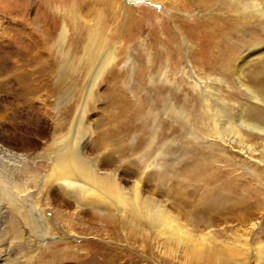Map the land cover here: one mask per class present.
Masks as SVG:
<instances>
[{
  "label": "rangeland",
  "instance_id": "374dc122",
  "mask_svg": "<svg viewBox=\"0 0 264 264\" xmlns=\"http://www.w3.org/2000/svg\"><path fill=\"white\" fill-rule=\"evenodd\" d=\"M255 1L264 12V0ZM234 3L215 0L205 8L199 0H0V146L11 153L0 150V173L8 176L13 164L20 163L16 153L36 158L44 171L27 197L43 209L50 226L48 233L33 232L18 212L11 213L0 200V252L4 254L0 264L12 259L16 264H48L68 243L94 264H107L102 256L107 252L113 255L108 264H240L225 260L234 251L247 258L245 264H255L254 247L264 261V133L241 129L240 139L249 147L243 150L238 143L231 147L197 131L180 132L163 112L162 97L191 110L192 105L182 99L196 85V75L211 82L209 96L217 99L212 93H218L231 119L245 109L246 117L264 124V104L255 103L239 84V80L253 87L261 83L256 88L264 95V59L243 64L241 76L233 72L241 56L264 48V14L240 16ZM223 11L232 18L224 25V36H213L218 45L212 47L211 56L205 51L207 43L196 35L197 28L200 23L208 29L219 27ZM91 36L106 47L98 58L109 55L102 67L97 60L88 65L91 56L84 47ZM222 49L233 52L226 66L221 65ZM211 57L218 58L213 69L206 61ZM219 77L226 83L218 82ZM194 91L201 94L198 87ZM124 101H130L132 113L140 116L152 108L158 111L157 126L149 122L155 129L135 128L126 136L113 132L111 118L119 110L115 104ZM208 103L216 105L212 100ZM252 107L258 112L251 114ZM82 113L88 128L77 130ZM200 121L208 123L207 111L204 118L191 117L188 129H198ZM223 131L228 142L233 133ZM68 140L77 143L87 158L97 157L100 169L118 168L117 179L126 189L139 178L140 193L160 200L192 225V238L205 252L188 256L179 244L164 241L149 228L128 229L93 215L86 207L77 209L58 188L53 192L59 186L53 177L47 180L50 190L41 187L42 173L49 168L45 158L38 156ZM147 142L151 152L141 158L139 146ZM157 146H162L161 152ZM196 158H205L208 168L203 174L212 178L215 194L229 196L228 204L207 209L203 179L184 180L189 161ZM157 160L176 164L165 182L151 177L158 170L152 163ZM145 162L152 164L147 167ZM196 205L201 208L200 218L192 212ZM69 223L73 227L68 228Z\"/></svg>",
  "mask_w": 264,
  "mask_h": 264
},
{
  "label": "bare ground",
  "instance_id": "6f19581e",
  "mask_svg": "<svg viewBox=\"0 0 264 264\" xmlns=\"http://www.w3.org/2000/svg\"><path fill=\"white\" fill-rule=\"evenodd\" d=\"M214 1L215 0H199V3L200 6H204L205 8H207L208 5L212 7L213 5L212 3ZM233 1L235 2L234 4H237L236 13H238L240 16L241 15L245 16V14L249 13L250 16L254 18L257 15V13L264 14V12H262L263 10L260 9L259 4L255 0H251V1L233 0ZM227 13H228L227 11H223L222 15L220 16L221 24L219 27H216L215 29H211V28L208 29L207 26L204 27L203 26L204 24L200 23V25L197 28L199 33H196V35L197 36L199 35L198 38H201L200 39L201 41H205L207 43V45H205V51L209 54L211 53L212 47H214L217 44L216 42H213V36L217 35V33L221 34V36L225 35V30H223L224 25L225 24L227 25V23H229V20H231L232 18L231 15L230 14L227 15ZM99 38L100 37H98V40ZM104 49H106V47H104L100 43H97V37L91 36L89 39V43L86 44L84 47V50L88 52L91 56L90 60L88 61V65L90 66L94 65L95 61L97 60L98 67H102L109 58L108 54L107 55L104 54L101 59L98 58L99 56H101L100 52L104 51ZM232 57H233L232 51L227 52L222 49V55L220 56V59H222L223 61L219 60V62L221 61L222 62L221 65L226 66L229 63V61L232 59ZM214 58L215 57H211L210 58L211 60L210 59L206 60L209 69H213L216 66H218L217 65L218 58L217 59ZM254 59L256 60L258 59L261 61L264 59V48H256L251 55L241 56L238 59L239 64L241 65L237 64V67L234 68L233 72H235L237 76H241L242 68L240 67L247 62L254 61ZM237 78L239 79V77ZM193 79L196 85L192 87L190 86L192 92H190V89H188L189 91L185 92V96L182 99L183 103H187V105L188 103H190L192 105L190 111L184 108L183 107L184 105L176 106L172 102H169L170 100H168L167 97H162L164 98L163 112L165 114L170 115V117L173 118V120L175 121L174 127L177 128L180 132H186L187 134L190 135L194 134V132L197 131L198 133H202L206 136L210 135L212 136V138L216 140H220L222 141V143L229 144L231 147H233L234 143L235 144L238 143L242 146L243 150L249 149L248 145L243 143L240 139L242 135L241 129L262 134L264 133V124L260 120H255L250 118V115L246 117L244 111L245 109L237 112L235 118L231 119L230 117L231 114H229V112L227 111L226 104L218 95V93H212L216 97L218 96L217 99L216 98L212 99L211 96H209L211 94V90L209 89V84L211 82L209 83L207 80H204L203 78H199L196 75H194ZM217 81L220 83H226L224 79L220 77L217 78ZM239 84L240 87H242L243 90H245L249 94L250 98L255 103L264 104V95L258 93V88H256L257 86L261 87V83L260 85L253 87L246 85L245 83H242L239 80ZM197 87L201 91V94L199 96L194 91V89H196ZM89 92L87 93V95L90 94ZM219 97L221 100L219 99ZM209 100H212V102L214 101L216 105L215 106L212 105L211 107V105L208 103ZM115 106L118 107L119 110L117 113H114L111 118L113 123V132H117L122 136H126L132 133L133 129L135 128L137 130L139 129V131L144 132L145 130H148L149 127H151L153 131L155 127L153 126L152 128L151 124L149 126V122L151 120H153L152 123H154V125L157 126L160 114L158 111H154L153 108L148 111H145V113L144 114L142 113L140 116L138 113H137L138 115L132 113L133 104L130 101L116 102ZM196 110L199 112L196 113L195 112ZM206 111H207L208 123H206V121L205 122L200 121L201 126H199L198 129L197 127H193V129H188L189 123L191 121V117H194V115L195 116L200 115L203 116L204 118ZM250 111L251 114L254 112L256 113L257 109L255 107H252ZM136 119L141 122L136 124L135 123ZM85 127L88 128L87 125L85 126L84 113H82L81 119L79 120L78 123L77 130L81 128L84 129ZM194 128L196 129L194 130ZM225 130L229 134L233 133L231 136L229 135L230 137L226 139L228 140V142H225V139L223 137L222 131L225 132ZM152 141L154 142V140ZM62 142L63 141H60V143ZM140 149H142L140 153L141 158L147 156L151 152L149 142H147V144L139 146V150ZM157 149H158L157 152H161L162 146H157ZM0 150H2L8 156L11 155V153H9L7 150L2 149L1 146H0ZM16 155L18 156L17 158H19L20 160L19 162L21 164L20 163L13 164L12 168H10L11 173H9L8 176L7 174L5 175L4 174L5 172L2 171L3 169H1L3 173H0V200L4 201L5 203L4 206L5 207L7 206L11 213L18 212L23 217L21 220L27 222V225L31 226L32 228L31 230L33 232L40 231L41 233H48L50 230L49 229L50 226L47 221L48 219H46V216L44 215L43 209L40 207H36L34 203H32V198L27 197L31 195V194L29 195V193L27 192L29 190V187L31 185L38 184L37 178L39 177V172L42 170V168L41 166H39V164L37 165L36 158H32L21 153H16ZM38 158L41 159L45 158L46 162L44 165L45 166L47 165L49 168V172L47 173L43 172L44 174L42 173L43 177H41L42 183L40 186L44 188L46 187V189L50 190L49 189L50 186H48L47 180L48 178L53 177L56 180V182L58 181L59 183L58 187L52 189L53 192H56L55 190L56 188H58L59 189V191L57 189L58 192L63 193V196L65 195V197L68 196L69 199L71 198L73 202L76 203L75 205L77 209L79 208L83 209L86 207L90 209L93 215L110 218L112 219L111 220L112 223L116 222L119 226L123 225L128 229L129 228L139 229L140 231V229L142 230L144 228H149L156 235L162 237L164 241L170 244H179L183 249V251L188 254V256L189 255L192 256V254L201 255L205 252L206 249L204 248V246L202 245L200 246L196 242L197 239L195 238L196 240H194L192 238L190 231L192 225L190 226L189 223L181 221V219L178 218L177 215L172 213V211H170L167 207H165L164 203H161L160 200L149 198L148 196H145L144 194L140 193L141 191L139 190L140 187L139 178L135 179L134 183L130 187H128V189H126L125 186H123L117 179L118 168H115L110 172L100 169L98 163L99 161H97V157H91L90 159L87 158L85 152L83 153L82 148H80L77 145V143L73 144L71 141H69L63 144H56L51 151L40 154ZM202 159L196 158L194 162L189 161L190 165L186 168L187 177L184 180H188L196 183L199 182L202 178L204 181V197L206 201V203L204 202V205H206L207 209L210 208L217 209V207H220L219 205L221 204L223 205L228 204L230 202V199L229 196H226V194H222V193L215 194L214 188L212 187V181H211L212 178L209 176L207 177L205 174H203V171L206 170L205 168H208V163L204 162L206 160L202 161ZM16 160L18 161V159ZM152 163L153 165H155V167L158 168V170L154 172V174H152L151 177H153L155 180L160 182H162L165 178H167L169 174L172 173L174 169H176V164L173 162L168 161L167 163H162L160 160H157ZM145 164L146 166L150 165L148 162L147 163L145 162ZM8 170L9 168L7 169V171ZM165 181L166 180H164V182ZM28 201L29 204H26V202ZM198 205L200 206V204ZM198 205H196L193 210L191 209L193 214H195L197 217H199L198 214L200 213L199 210L201 209L200 207H199L200 209H197ZM64 216H62V220H64L63 219ZM31 221H33L32 222L33 225L31 224ZM73 223L71 224L69 223L67 225L68 228H71V226L73 227L72 225ZM206 225L208 226L209 222H206ZM68 245H70L71 247L69 250H68ZM66 247L67 248L60 250V252H58L56 256L54 257L52 256L48 261L49 262L48 264H67L66 261H68V259L69 260L74 259L79 264L97 263L91 261L90 258L85 259L84 258L85 255L79 251L80 250L79 247H75L74 249L72 248V245L70 243H68ZM240 253L241 251L240 252L234 251L233 253L225 257V260L236 259L237 262H239L240 264L243 263L245 264L247 258L243 259L241 256L239 257ZM252 253L254 258L252 261L255 262V264H264V261L261 260V257L258 254V249L256 250V248L254 247L252 249ZM3 255L4 254L3 253L1 254L0 252V259L3 258ZM214 255L217 258L221 257L219 254L216 253H214ZM102 256L106 258V261L108 259L107 264L113 260L111 259L112 257L110 258V256L113 255L109 254V252H107V254L104 255L102 253ZM6 264H16V263L15 260L12 259L11 261H8V263Z\"/></svg>",
  "mask_w": 264,
  "mask_h": 264
}]
</instances>
